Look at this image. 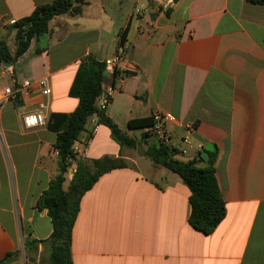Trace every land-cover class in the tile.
Here are the masks:
<instances>
[{
  "label": "crops",
  "instance_id": "0c3cea01",
  "mask_svg": "<svg viewBox=\"0 0 264 264\" xmlns=\"http://www.w3.org/2000/svg\"><path fill=\"white\" fill-rule=\"evenodd\" d=\"M52 1L0 0V39L12 52L11 21ZM123 32L119 73L106 72V114L138 145L151 142L148 127L130 121L155 111L178 119L167 124L177 144L185 124H196V140L218 150L226 215L209 234L195 229L182 178L154 162L141 169L136 148L121 146L93 115L75 143L77 156L87 162L121 157L127 166L103 173L83 195L73 264H264V4L249 0H174L167 7L155 0H89L81 15L55 17L51 32L33 39L11 71L0 69V90L25 79L35 85L30 94L0 100V261L11 254L7 264H48L53 225L37 202L60 161L58 134L47 122L52 113L77 108L70 91L80 63L113 58ZM41 79L49 95L37 86ZM38 110L46 123L26 127L24 115ZM67 179L65 189L70 173Z\"/></svg>",
  "mask_w": 264,
  "mask_h": 264
},
{
  "label": "trees",
  "instance_id": "16d2710c",
  "mask_svg": "<svg viewBox=\"0 0 264 264\" xmlns=\"http://www.w3.org/2000/svg\"><path fill=\"white\" fill-rule=\"evenodd\" d=\"M249 1L264 4V0ZM88 3L89 0H53L51 3L36 6L29 16L16 20L11 24V28L15 30V51L12 52L8 43L0 39V69L5 64H15L29 49L33 39L50 33L51 21L55 17L63 14L81 15ZM125 40L126 32H123L121 43ZM44 50L37 48L36 53H42ZM106 72L105 62L90 56L85 58L80 63L70 91L79 98L77 108L71 113H52L47 122L48 128L58 134L55 148L60 161L58 174L51 180L49 187L37 202V208L47 209L53 225L51 236L46 240L50 247L48 264H73L72 232L83 195L103 173L127 166L126 161L121 157L105 156L87 162L84 157L77 156L74 145L82 136L89 119L97 115L99 124L109 127L113 137L121 146L137 148L138 145L134 138L128 136L111 120L106 114V108L102 109L98 106V98L104 93ZM118 73L114 71V75ZM108 98L110 101L111 97ZM153 124L152 116L130 121L131 127H151ZM92 135L93 133L90 137ZM145 135L154 136L152 131H147ZM147 143L150 144L146 155L155 164L178 174L189 187L190 224L204 234L211 233L226 215V204L216 176L217 148L209 152L206 165L199 166L198 160L205 161L201 156L198 159L183 161L175 157L177 152L175 147L157 139ZM73 163L76 164V173L65 189L66 173ZM36 243L35 240L29 241L33 249L37 248L34 245ZM10 256L11 254H8L0 264H7Z\"/></svg>",
  "mask_w": 264,
  "mask_h": 264
},
{
  "label": "built area",
  "instance_id": "2783aa9c",
  "mask_svg": "<svg viewBox=\"0 0 264 264\" xmlns=\"http://www.w3.org/2000/svg\"><path fill=\"white\" fill-rule=\"evenodd\" d=\"M159 3V5L162 6H169L174 2V0H155ZM16 20H12L11 23H15ZM125 48V42L121 43V38L119 41V48L117 54L110 59L105 60V64L108 70L116 71L117 70V64L122 61L123 59V52ZM6 71H11V66H4ZM37 86L40 88L41 93L43 95H49L51 93V87L49 86L46 79H41L36 82ZM34 82L29 79H25L21 81L20 83H17L16 89H13L12 87L8 86L5 87L3 90H0V100L11 99L16 91L21 92L22 94H30L33 92L34 88ZM109 95L103 93L99 98L101 101L98 103V106L102 109L106 108V106L109 103ZM98 98V99H99ZM154 118V124L151 127L147 128V131H152L154 134V137L167 145H170L172 147H175L177 149L176 156H190L193 152H196V157L200 156V152L204 150L205 145L203 142H200L196 140L195 138V129L196 126L194 123H187L182 124L185 128V134L181 137L180 143L177 144L173 140L170 132L167 129L168 123H175L180 124L178 119L175 117V115L171 112H161V111H155L152 115ZM23 122L26 127H34V126H40L44 125L46 123V116L43 110L34 111L31 113H27L23 117ZM93 130H96L93 129ZM93 133V131H92ZM74 151L77 153V148L74 145ZM79 155V153H78ZM71 169V168H70ZM76 173V168L72 169L70 171V176L73 177Z\"/></svg>",
  "mask_w": 264,
  "mask_h": 264
},
{
  "label": "rangeland",
  "instance_id": "374dc122",
  "mask_svg": "<svg viewBox=\"0 0 264 264\" xmlns=\"http://www.w3.org/2000/svg\"><path fill=\"white\" fill-rule=\"evenodd\" d=\"M119 5V4H118ZM14 42V41H13ZM11 42V43H13ZM15 43V42H14ZM13 43V44H14ZM11 44V45H13ZM12 47V46H11ZM151 142H154L156 140V138L154 136H151L150 138ZM150 144V143H148ZM148 144H140L142 146V148L146 151L148 149ZM133 154L135 155V158L137 159L138 161V165L141 169L144 168V166H146L147 164H151L153 161L146 155V154H140L139 150H138V147L135 149H133ZM69 173H70V168L68 170V172L66 173V177L68 178L69 177ZM73 178V177H72ZM68 180V179H67ZM47 262V261H46Z\"/></svg>",
  "mask_w": 264,
  "mask_h": 264
},
{
  "label": "water",
  "instance_id": "95a60500",
  "mask_svg": "<svg viewBox=\"0 0 264 264\" xmlns=\"http://www.w3.org/2000/svg\"><path fill=\"white\" fill-rule=\"evenodd\" d=\"M5 66H12V63H8L5 64ZM138 150L140 152V154H144L145 150L142 148L141 145H138ZM215 150V145L213 143H208L205 145L204 150L200 153V156L204 159V160H208L209 158V152Z\"/></svg>",
  "mask_w": 264,
  "mask_h": 264
}]
</instances>
